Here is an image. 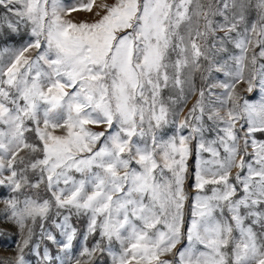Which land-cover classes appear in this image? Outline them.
<instances>
[{
    "label": "snow or ice",
    "instance_id": "obj_1",
    "mask_svg": "<svg viewBox=\"0 0 264 264\" xmlns=\"http://www.w3.org/2000/svg\"><path fill=\"white\" fill-rule=\"evenodd\" d=\"M259 137L264 0H0L9 264H264Z\"/></svg>",
    "mask_w": 264,
    "mask_h": 264
},
{
    "label": "rangeland",
    "instance_id": "obj_2",
    "mask_svg": "<svg viewBox=\"0 0 264 264\" xmlns=\"http://www.w3.org/2000/svg\"><path fill=\"white\" fill-rule=\"evenodd\" d=\"M100 2H102V0H97V3H100ZM73 15L76 19H84L85 17H87L86 13H79V14L74 13ZM88 18H91V17H88ZM247 95L255 96L257 99L259 98L258 90L254 91L253 93L247 94ZM188 103H189V106H191V104L193 103V100H189ZM180 118L183 119V115H181ZM259 138L264 139V137H259ZM2 192L3 190L0 189V193ZM2 208H3V205L0 204V209ZM75 226L78 229V235H77V238L74 239L73 241L72 249H70L73 255L78 254L81 246L85 243L83 240V237L80 235V233L83 232L84 230V225L82 223H76ZM51 230L53 231V234L58 235V230L56 229H51ZM58 238L60 237L58 236ZM36 239H37V242H40L38 237ZM18 240H19V235H18L16 228L12 224L3 221V219L0 218V264H9V261L15 255L16 245H17ZM87 243L90 246L93 243L92 239L90 238L87 241ZM45 245H47L50 253L53 256H56V254L59 252V249L55 245H53L50 241L45 240L41 242V248H43ZM60 255L62 256L63 254L60 253ZM25 259L29 262V264H38V257H36L32 251L27 250V249L25 251ZM53 264H59V260L54 261Z\"/></svg>",
    "mask_w": 264,
    "mask_h": 264
}]
</instances>
